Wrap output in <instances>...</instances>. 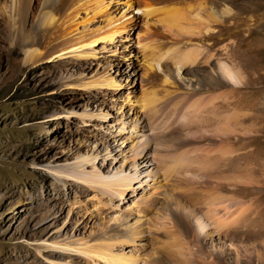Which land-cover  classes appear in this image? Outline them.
Segmentation results:
<instances>
[{"label":"bare ground","instance_id":"6f19581e","mask_svg":"<svg viewBox=\"0 0 264 264\" xmlns=\"http://www.w3.org/2000/svg\"><path fill=\"white\" fill-rule=\"evenodd\" d=\"M19 4L10 0L0 8L11 34L21 31ZM109 4L45 0L37 30L24 43L25 61L36 64L42 59L38 48L49 32L63 38L61 27L70 30L108 16ZM125 5L144 20L136 40L143 64L141 97H126L129 118L122 117L114 129L112 151L93 150L50 170L57 181L70 180L92 192L96 204L77 210L65 201L61 211L66 219L76 218L75 230L53 244L42 241V248L68 255L65 264H264V240L245 228L248 208L243 198L220 193L226 182L237 179L212 172L245 155L229 143L240 133L234 113L247 106L240 90L245 82L259 80L256 62L240 54L246 35L257 33L242 15L264 5L259 2L247 10H235L236 3L228 0H127ZM80 13L84 16L75 23ZM124 17L114 21L108 16L106 27L90 36L61 41L49 59L94 57L93 47L112 44L125 32ZM99 80L84 86L121 88L107 75ZM229 114L235 115L234 121ZM79 117L106 120L101 113ZM100 206L115 215L97 225Z\"/></svg>","mask_w":264,"mask_h":264},{"label":"rangeland","instance_id":"374dc122","mask_svg":"<svg viewBox=\"0 0 264 264\" xmlns=\"http://www.w3.org/2000/svg\"><path fill=\"white\" fill-rule=\"evenodd\" d=\"M9 1L0 0V8ZM104 1L110 3L107 14L112 20L117 21L125 14L124 20L129 25L112 44L93 47L94 57L87 60L67 58L69 55L54 60L49 57L59 50L61 41H72L80 35L88 37L106 27V14L85 25L71 27L70 30L76 31L70 35H67L70 30L61 27L60 39L49 32L47 42L38 48L43 57L36 64L25 61L28 46L24 43L37 30L45 0H19L25 19L19 24L21 31L15 34L8 31L4 15L0 14V264H65L68 255L42 248V241L53 244L75 230L72 224L76 218L66 219V212L61 211L65 201L77 210L90 209L96 202L92 192L70 180L57 181L50 170L66 166L75 157L92 154L93 150L101 154L107 147L112 151L114 129L129 118V106L124 104L126 97L132 100L141 97L139 79L143 64L136 40L143 32V17L140 12L127 11V0ZM228 1L236 3L235 10H247L259 2L264 5V0ZM83 16L80 13L75 23ZM242 17L257 33L246 35L240 54L249 63L256 62L259 75L257 82L249 80L245 82L246 88L240 90L247 106L234 113L237 120L234 114V118L229 114V120L233 118L235 121H231L239 124L240 132L230 137L229 143L245 155L240 161L224 168L218 166L212 172L223 171L227 177L237 179L238 182H226L229 185L222 187L220 193L234 192L243 198L249 209L245 228L250 236L263 241L264 7ZM103 75L113 78L121 88L108 91L84 86L100 81ZM97 113L106 120L79 117ZM98 209L99 216L94 220L97 225L115 213L101 206ZM55 217L58 218L53 220Z\"/></svg>","mask_w":264,"mask_h":264}]
</instances>
